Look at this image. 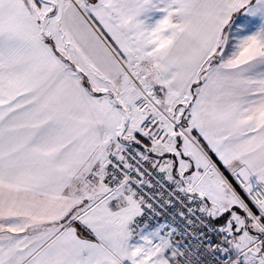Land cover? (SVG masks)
<instances>
[{
	"label": "snow or ice",
	"instance_id": "snow-or-ice-1",
	"mask_svg": "<svg viewBox=\"0 0 264 264\" xmlns=\"http://www.w3.org/2000/svg\"><path fill=\"white\" fill-rule=\"evenodd\" d=\"M0 264H264V0H0Z\"/></svg>",
	"mask_w": 264,
	"mask_h": 264
}]
</instances>
